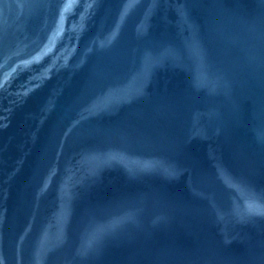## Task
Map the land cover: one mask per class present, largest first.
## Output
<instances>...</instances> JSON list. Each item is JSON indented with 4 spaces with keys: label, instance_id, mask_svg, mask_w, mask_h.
<instances>
[{
    "label": "water",
    "instance_id": "obj_1",
    "mask_svg": "<svg viewBox=\"0 0 264 264\" xmlns=\"http://www.w3.org/2000/svg\"><path fill=\"white\" fill-rule=\"evenodd\" d=\"M264 264V0H0V264Z\"/></svg>",
    "mask_w": 264,
    "mask_h": 264
}]
</instances>
